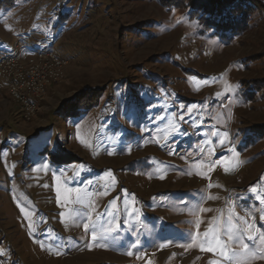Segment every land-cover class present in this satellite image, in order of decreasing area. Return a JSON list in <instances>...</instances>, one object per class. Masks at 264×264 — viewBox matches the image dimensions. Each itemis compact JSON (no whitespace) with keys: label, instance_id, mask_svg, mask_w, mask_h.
I'll list each match as a JSON object with an SVG mask.
<instances>
[{"label":"rangeland","instance_id":"374dc122","mask_svg":"<svg viewBox=\"0 0 264 264\" xmlns=\"http://www.w3.org/2000/svg\"><path fill=\"white\" fill-rule=\"evenodd\" d=\"M165 1L0 0V57L68 61L30 121L0 90V264H224L189 245L230 215L264 264V6L233 34Z\"/></svg>","mask_w":264,"mask_h":264},{"label":"built area","instance_id":"2783aa9c","mask_svg":"<svg viewBox=\"0 0 264 264\" xmlns=\"http://www.w3.org/2000/svg\"><path fill=\"white\" fill-rule=\"evenodd\" d=\"M67 63L51 50H38L27 58L17 52L4 54L0 57V90L10 92L29 120L46 86L64 75Z\"/></svg>","mask_w":264,"mask_h":264},{"label":"snow or ice","instance_id":"6c2138e0","mask_svg":"<svg viewBox=\"0 0 264 264\" xmlns=\"http://www.w3.org/2000/svg\"><path fill=\"white\" fill-rule=\"evenodd\" d=\"M194 111V108L188 109V115H191ZM183 119V117H181ZM194 127H198L199 125L193 123ZM179 129H175L178 131ZM213 135H217L216 132L212 133ZM227 134H225L226 137ZM220 144H223V138L220 139ZM237 163H239L237 161ZM235 166V165H233ZM225 171H228V168H225ZM58 194L57 203H60V193L61 189L58 187L56 189ZM75 195V204L83 205L84 201L87 199L88 194L86 192L81 191L80 189H70L67 190V194L64 199L65 202H68L69 197ZM22 212L26 211L24 208H21ZM74 218H79L81 215V211L79 209H74ZM61 218L63 220L64 213L62 212ZM242 219V218H240ZM261 219L264 220V214L261 215ZM199 220L196 221V233L191 238L190 247H195L197 245L200 246L202 251H208L213 253H218L219 257L223 260L224 264H230L232 261H236L237 264L241 259H255L257 256L261 255L260 251H258V245L252 244L250 245L246 241H256L257 234L253 231V225L248 224L247 228L243 231L240 230L236 224L232 223V216L228 217V224H220L219 222L210 223L208 228L203 233V236L199 233ZM85 230H91V239L92 241H96L97 239H102L106 235H108L112 229L105 228L97 231L96 228L88 223L84 224ZM227 235V240H224V235ZM261 236H264V233H261ZM233 242H238L240 244L239 250L231 248V244ZM131 255V253H129ZM209 264H221V260H212Z\"/></svg>","mask_w":264,"mask_h":264},{"label":"trees","instance_id":"16d2710c","mask_svg":"<svg viewBox=\"0 0 264 264\" xmlns=\"http://www.w3.org/2000/svg\"><path fill=\"white\" fill-rule=\"evenodd\" d=\"M194 1L195 2H192L190 4V9L193 10L192 13H194L195 15H198V13H200V19L211 24L212 28H216V30L218 29L219 31H223V33L229 32L233 34L241 33L243 30L246 29L248 22L251 19L250 17L258 4L264 6V0ZM181 2L182 5H184L183 3L188 4V1L186 0H183ZM165 3L174 4L172 1L168 0H166ZM211 4L214 5V7ZM210 5L212 6V8H210ZM170 6L174 7L176 5Z\"/></svg>","mask_w":264,"mask_h":264}]
</instances>
